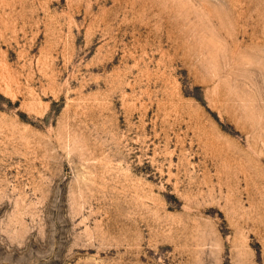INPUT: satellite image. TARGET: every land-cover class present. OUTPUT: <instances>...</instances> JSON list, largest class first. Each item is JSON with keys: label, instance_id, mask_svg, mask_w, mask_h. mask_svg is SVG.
Segmentation results:
<instances>
[{"label": "rangeland", "instance_id": "1", "mask_svg": "<svg viewBox=\"0 0 264 264\" xmlns=\"http://www.w3.org/2000/svg\"><path fill=\"white\" fill-rule=\"evenodd\" d=\"M0 264H264V0H0Z\"/></svg>", "mask_w": 264, "mask_h": 264}]
</instances>
